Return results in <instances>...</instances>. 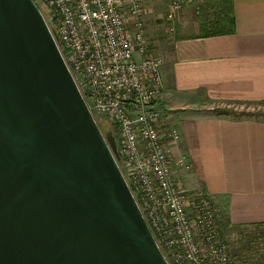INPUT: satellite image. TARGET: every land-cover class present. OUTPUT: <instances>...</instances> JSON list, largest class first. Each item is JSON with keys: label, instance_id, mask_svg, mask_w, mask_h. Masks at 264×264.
<instances>
[{"label": "water", "instance_id": "obj_1", "mask_svg": "<svg viewBox=\"0 0 264 264\" xmlns=\"http://www.w3.org/2000/svg\"><path fill=\"white\" fill-rule=\"evenodd\" d=\"M34 0H0V264H170Z\"/></svg>", "mask_w": 264, "mask_h": 264}, {"label": "built area", "instance_id": "obj_2", "mask_svg": "<svg viewBox=\"0 0 264 264\" xmlns=\"http://www.w3.org/2000/svg\"><path fill=\"white\" fill-rule=\"evenodd\" d=\"M90 110L116 131L119 165L170 264H264V223L241 226L232 254L213 198L182 189L176 171L190 173L179 147L182 132L157 102L164 57L151 49L144 0H34ZM187 0H168L173 20ZM173 29V27L171 28ZM174 160V161H173Z\"/></svg>", "mask_w": 264, "mask_h": 264}, {"label": "crops", "instance_id": "obj_3", "mask_svg": "<svg viewBox=\"0 0 264 264\" xmlns=\"http://www.w3.org/2000/svg\"><path fill=\"white\" fill-rule=\"evenodd\" d=\"M231 5L230 33L189 35L186 29L195 25L179 21L178 37L164 58L161 98L173 92L204 104L198 107L203 113L190 116L184 110L174 120L182 132L175 150H184L192 163L183 177L189 189L203 187L228 222L241 227L264 223V119L233 107L264 104V0H231Z\"/></svg>", "mask_w": 264, "mask_h": 264}, {"label": "rangeland", "instance_id": "obj_4", "mask_svg": "<svg viewBox=\"0 0 264 264\" xmlns=\"http://www.w3.org/2000/svg\"><path fill=\"white\" fill-rule=\"evenodd\" d=\"M223 2V0H221ZM168 2L161 1L160 3L152 1L147 4L145 14H144V27L146 30V34L148 37L149 42L151 43V49L161 54L164 58L168 55L169 50L172 47V42L174 39H176L177 34L179 32L178 27H180L181 22L187 21V24H194V29H186V32H189V35L194 34V32H211L216 30V24L219 22L218 18L221 17L223 14L226 6L223 3L219 4V0H209L208 2L206 0H187L184 3L183 8L178 12L175 19L170 20L167 18V7ZM183 11L184 14H183ZM186 13V15H185ZM226 13H227V6H226ZM183 14V15H182ZM184 16L181 20L179 19V16ZM179 19V20H178ZM181 21V22H179ZM206 24L204 27H200ZM173 27V29H171ZM185 32V31H184ZM165 89V84H164ZM164 93V90H163ZM162 93V94H163ZM189 98H192L191 96H188ZM189 98L182 97L181 95L175 94L173 92H167L162 99L160 97V100L157 102V107L160 110H163L171 117L173 120H176V117H180V115L184 116L185 112L184 110H188V115L193 114H200L203 113L202 111L199 112L198 107L202 108L204 104L198 105V103H192ZM160 102V103H159ZM207 106V105H205ZM186 107L187 109H184ZM238 111L244 112L245 114L252 115V117H255L257 119H264V104H247L244 103L242 105H235L233 106ZM204 110V109H202ZM195 112V113H193ZM98 123L101 127V129L104 132L107 131H113L114 135L116 136V131L113 123L102 116L97 117ZM178 151V148H176ZM181 154L187 155V153L184 150H181ZM177 155L176 150L172 151V158ZM175 160V158H173ZM173 160V161H174ZM177 173V179L179 182V185L182 189H189L188 183L183 177V173L180 171H176ZM217 206V205H216ZM219 213L222 217L221 222L224 226V235L226 237V240L229 243L231 253L232 254H239L240 252V245L239 242L240 237H244L243 234V228L238 226H232L228 222V219L226 217V214L224 211H222V208L218 207ZM245 238V237H244Z\"/></svg>", "mask_w": 264, "mask_h": 264}, {"label": "trees", "instance_id": "obj_5", "mask_svg": "<svg viewBox=\"0 0 264 264\" xmlns=\"http://www.w3.org/2000/svg\"><path fill=\"white\" fill-rule=\"evenodd\" d=\"M209 0H207L208 2ZM224 4L227 6V13H226V6L224 11L222 12V16L218 18L219 22L216 24V30L211 31L210 33H230L234 29V24H235V19L233 15V10H232V5H231V0H223ZM221 0H219V4L223 3ZM214 110L220 112V113H226L229 111L227 108H214ZM260 224V223H259Z\"/></svg>", "mask_w": 264, "mask_h": 264}]
</instances>
